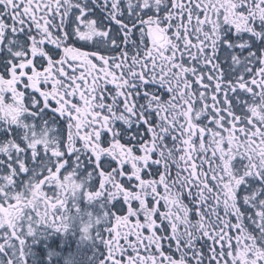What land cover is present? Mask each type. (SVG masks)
Masks as SVG:
<instances>
[{
	"label": "snow or ice",
	"instance_id": "snow-or-ice-1",
	"mask_svg": "<svg viewBox=\"0 0 264 264\" xmlns=\"http://www.w3.org/2000/svg\"><path fill=\"white\" fill-rule=\"evenodd\" d=\"M0 264H264V0H0Z\"/></svg>",
	"mask_w": 264,
	"mask_h": 264
}]
</instances>
